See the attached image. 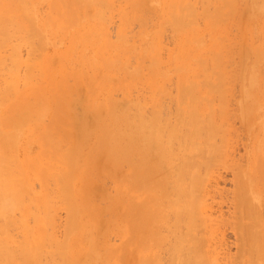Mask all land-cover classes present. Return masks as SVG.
<instances>
[{
    "label": "bare ground",
    "instance_id": "obj_1",
    "mask_svg": "<svg viewBox=\"0 0 264 264\" xmlns=\"http://www.w3.org/2000/svg\"><path fill=\"white\" fill-rule=\"evenodd\" d=\"M38 1L0 0V50L10 52L0 55V264H157L162 250L171 264L263 260L258 196L264 193V147L253 127L264 112V0H120L117 5L115 0H48L52 9L40 26L32 19ZM112 11L119 19L113 39L102 23L109 25ZM134 23L138 31L132 33ZM149 24L155 29L144 50L136 40L147 38ZM81 25L86 27L81 44L93 41L95 52L83 62L87 72L80 65L85 78L68 68V50L55 56L44 51L46 28ZM231 27L239 36L232 43L235 35L230 36L228 43ZM167 29L173 51L161 42ZM23 46L28 54L24 59ZM55 60L61 62L58 67ZM229 62L234 69L229 67L228 73ZM171 81L175 95L166 86ZM234 81L241 92L239 118L254 143L249 169H241L244 164L232 171L235 190L230 201L236 221L228 224L235 232L237 253L220 262L216 245H210L219 223L207 213L205 199L213 168L220 163L228 167L222 164L227 139L223 106L229 105L226 96ZM101 89L105 95L99 102ZM141 89H147L149 98L138 96ZM118 91L122 100L115 97ZM213 96L221 102L225 97L224 105L212 102ZM46 114L51 116L47 123ZM260 125L264 130V120ZM32 141L40 148L33 158L27 149ZM100 177L103 183H114L110 203L105 200L110 191L102 183V188L96 185L99 193L95 186L88 192V182ZM33 180L40 183L39 192L32 193ZM89 193L104 197L100 205L104 200L110 205L101 209ZM119 207L124 213L117 214L123 217H113ZM56 208L67 211L61 240L46 227L55 225ZM27 216L33 218L32 225ZM106 216L111 220H103ZM109 222L122 239L117 250L109 242L111 248L103 249L107 239L96 237ZM12 229L22 233L18 239L14 235L17 240Z\"/></svg>",
    "mask_w": 264,
    "mask_h": 264
},
{
    "label": "rangeland",
    "instance_id": "obj_2",
    "mask_svg": "<svg viewBox=\"0 0 264 264\" xmlns=\"http://www.w3.org/2000/svg\"><path fill=\"white\" fill-rule=\"evenodd\" d=\"M117 3H116V5L119 3V1L120 0H115ZM115 1H114V3H115ZM150 5H152V3H149ZM115 5V4H114ZM116 5H115V8H116ZM241 5L242 6H244V5H246V3H241ZM246 7V6H245ZM50 9H52V6L48 3V0H40V1H38L36 4H35V6H34V8H33V11H32V13H33V15H32V19H33V22L36 24V25H41L42 23H43V17H45L46 16V14L50 11ZM112 13H113V16H111V18H110V23H109V25H107L106 24V22L108 23V21H102V23L103 22H105V23H103V24H105V26H106V28H107V30H106V28H105V30H106V34H107V31H108V33H109V35L111 36V38L113 39V38H115V35H116V30H117V28H118V26H119V19H118V16H116L117 15V13H115V11H112ZM116 15H115V14ZM49 14H47V16H48ZM84 17H86L87 19H89L90 21H91V23H92V17L91 16H89L88 17V15H87V13H86V15L84 14ZM83 17V18H84ZM82 19V18H81ZM106 19V18H105ZM158 20V19H157ZM45 21V20H44ZM134 25L135 26H133V24H132V26L130 27V31H132L133 30V32L132 33H134V32H137L138 31V27H137V25H136V23H134ZM157 25H158V21L156 22V28H157ZM104 25H103V28L105 27ZM100 27V26H99ZM84 27L81 25L80 27H78V28H74V27H67V26H65L64 28H62V29H60V28H46V30L44 31V38H45V45H44V51L47 53V54H51L52 56L54 55H56L58 52L59 53H65V50H68L69 51V53L67 54L68 56H67V66H68V68L69 69H72V70H75V71H78V72H80L81 71V73H82V70H81V67H83V71H84V68L86 67V68H88L86 65L85 66H83L84 65V63H86V62H84V61H87L88 59H93V57L95 56V52L93 51L94 50V47L93 46H91L92 44H91V42H93V41H91V40H89L90 41V44L88 45V43H86V44H84V45H82L81 43V37H82V33H83V30H85V28L83 29ZM233 28L234 29H237L236 27H234L233 26ZM232 27L231 28H229V35H227V41H228V43H229V40H230V42L232 43L233 41H234V39L236 40V38H237V35L239 36V33H237L239 30H237V32L233 29ZM154 26H153V24L152 25H148V30H147V38L146 39H144V40H136V44H138L142 49L144 48V50H147L148 49V45H150V42H151V40L149 41V39H150V36H151V34H152V32L154 31ZM232 29V30H231ZM135 30V31H134ZM76 31H79V33L77 32V34L75 33ZM100 31H103V29H101L100 28ZM231 31V32H230ZM236 32V33H234V32ZM164 32H166V31H164ZM163 32V33H164ZM169 34V35H168ZM232 34V35H231ZM233 35H235V37H232ZM170 33H169V30L167 29V32L166 33H164V35L162 34V38H161V42L163 43V45H165L167 48H169L170 50H174L175 49V44H173V41H171L172 39H170ZM230 36L233 38V40L231 41V39H229L230 38ZM104 37H101V38H99V41H102V39H103ZM151 39H152V36H151ZM229 39V40H228ZM104 40V39H103ZM238 40V39H237ZM236 42V41H235ZM149 43V44H148ZM230 43V44H231ZM255 43H256V41H255ZM229 44V45H230ZM235 45H236V43H235ZM235 45H234V43H233V45L231 44L230 45V47H235ZM1 48V47H0ZM3 49L5 48V47H2ZM8 47L6 46V49H7ZM25 48H27L26 46H25ZM24 48V46L23 47H20V52H21V56H22V58L24 57V58H27V56H28V54H27V52H26V50L27 49H25ZM236 48V47H235ZM9 50V48L6 50V51H8ZM5 51V49L4 50H0V52H2V53H0V55H1V57L3 56V55H5L7 52ZM3 52H6V53H3ZM162 54H164L165 55V52L162 50ZM8 53H10L9 51H8ZM3 54V55H2ZM6 55H8V54H6ZM94 55V56H93ZM5 58V57H4ZM8 57H6L5 58V60L7 59ZM23 58V59H24ZM56 59H57V57H56ZM8 60V59H7ZM232 61H237V59H231ZM89 61V60H88ZM147 61H148V59L146 58V63H147ZM231 61V62H232ZM84 62V63H83ZM144 62H145V58H144ZM7 63V65L6 66H8V64L10 63L9 61L8 62H6ZM5 63V64H6ZM53 63H56L55 65L57 66L58 65V63H61L60 61L59 62H57L56 60L53 62ZM88 63V62H87ZM86 63V64H87ZM149 63V62H148ZM237 63V62H236ZM236 63H231V65L233 64V65H235L236 66ZM82 64V66L80 67V65ZM238 64V63H237ZM64 66L65 65V67H66V64H61V66ZM227 65H228V63H227ZM226 65V68H225V70H226V72H230L229 70H230V62H229V65L227 66ZM22 66V68H23V65H21ZM20 66V67H21ZM60 66V65H59ZM60 66V67H61ZM58 67V66H57ZM230 67V68H229ZM22 68H19V70H20V72L23 70ZM61 68H63V67H61ZM61 68H58V69H61ZM231 69H234V67L232 66V68ZM89 70V69H88ZM85 71L87 72V69H85ZM84 71V72H85ZM90 71V70H89ZM83 72V73H84ZM91 72V71H90ZM83 73H82V75H83ZM85 74V73H84ZM87 74V73H86ZM85 74V75H86ZM90 74V73H89ZM69 77V76H68ZM67 77V78H68ZM83 77H84V75H83ZM86 77V76H85ZM84 77V78H85ZM68 79H70V77L68 78ZM173 79H175V78H173ZM47 79H43V81L45 82ZM173 82H174V85H175V81L173 80ZM173 82L171 81V83H169V84H166V86H168V91L170 90V92L172 93V94H176V87L173 85ZM237 81H234V83H232L231 85H230V87L232 86L233 87V84H234V87L233 88H231V89H229V90H231L230 92H229V94H227V96H226V101H228L229 102V105H226L227 106V108H226V106L223 104L224 102H225V97H224V99H222V102H221V100L219 99V100H216L217 99V97L215 98V100H213L214 99V97L215 96H213L212 98H210V99H212V102L213 101H220L219 103L220 104H223L224 106H223V112L224 111H226V113H227V115H226V123H225V127H226V131H225V134L227 135H225L226 137H227V139L225 140L226 141V143H225V141L223 142V144L225 143V145H226V147H224V154L223 155H225V156H223L222 155V157H223V159H224V161H223V159H222V161H223V163L222 164H226V163H228V164H226V166H228V167H222V165H221V163L220 164H218V165H216L214 168H213V171H212V173H211V175H210V179H209V186H210V191H209V194L206 196V201H207V204H208V208H207V213L210 215V217H211V219H213L212 221L213 222H215V223H219V225H217V226H219V227H217V229L215 228L214 230H213V233H212V235H210L211 237V239H210V245L211 246H213L214 247V245H216V257H218V259L220 260V262H222V258H224L226 255L228 256V257H232V256H234V255H236V253H237V244L236 243H234V241H236V239H235V232H234V230L229 226V224L228 223H231L232 222V220H233V223L236 221L234 218H233V207H232V202L233 201H230V200H233V197H231V195H232V193H233V189L235 190V188H233V187H235L234 185V181H235V179H234V174H235V172L233 171V170H235V168L237 169L238 168V166H243L244 164V166L241 168V169H249V166H250V164H248V160H249V163H250V157H249V155H250V153H251V146H252V144L254 143V141H253V139H252V137H250V135H249V133H248V131L246 130V128H245V126H244V121H243V119H241V118H239L240 117V111L238 110L239 109V102H240V97H241V92H240V90L239 89H237V88H240L239 86H238V84L237 83H239V82H237ZM236 83V84H235ZM67 84H69L68 82H66L64 85H67ZM235 85L236 86H238V87H236V89L237 90H239L238 92H237V90L235 89ZM174 87H175V89H174ZM232 89H235V90H233V92H232ZM235 91V92H234ZM133 92H135V90L133 91ZM239 92H240V94H239ZM103 94V95H105V91H103L102 89L99 91V94H98V96H97V101H101V99L103 100V98H104V96L103 97H101V95ZM238 96H237V95ZM100 95V96H99ZM141 95V96H140ZM229 95V96H228ZM239 95H240V97H239ZM119 96V98H117ZM138 96L139 97H141L142 99H146V98H149V93H148V91H147V89H141L140 91H139V94H138ZM235 96L236 97H238V98H235ZM115 97H116V99H118V100H122L123 98H122V95H121V93L118 91V92H116V94H115ZM229 98H231V99H229ZM233 98V99H232ZM234 99H235V102H236V104L238 105L237 107H235L236 106V104H235V102H233L234 101ZM239 99V100H238ZM63 100L64 101H67L66 100V98L64 97L63 98ZM223 100H224V102H223ZM230 100H232V101H230ZM99 101V102H100ZM167 102V104H168V101H166ZM211 102V103H212ZM215 102L214 103H212L211 105L212 106H214V104H215ZM228 102H227V104H228ZM147 103L148 104H150V101H147ZM164 104V106H165V103H163ZM170 104H171V102H170ZM170 104H168V106H170ZM218 104V103H217ZM235 104V105H234ZM173 107H174V105H173V103L171 104ZM234 105V106H233ZM230 106V107H229ZM171 107V106H170ZM173 107H172V109L170 108V112H169V114L171 115V116H173L172 115V111H173ZM235 108V109H234ZM238 108V109H237ZM239 111V114H238V112L236 113L238 116H237V119H236V117H235V115L236 114H233L232 112H234L235 113V111ZM234 115V116H233ZM45 119V121H46V123H47V121L49 122V120L51 119V116L49 115V114H46L45 115V117H44ZM263 120H264V112H260L258 115H257V117H256V119H255V125H254V130H253V134L255 135L256 134V137H257V143L260 145V146H262V147H264V130L262 129V127H261V125H260V123H262L263 122ZM259 128V129H258ZM227 132V133H226ZM26 133H28V132H26ZM235 134V135H234ZM224 136V137H225ZM234 136V137H233ZM23 139V140H22ZM23 141H24V136H22V138H21V140H20V144H22L23 143ZM216 141H218V139H216ZM222 147V146H221ZM27 149H28V153L31 155V158H33L32 157V155L34 154V156H35V154H39V150H40V148H39V144H38V142H34V141H32L31 142V144H29L28 146H27ZM223 149V148H222ZM250 152V153H249ZM18 154L20 155L21 153H20V150L18 151ZM231 156V157H230ZM226 158V159H225ZM229 158V159H228ZM231 158V159H230ZM229 160V161H228ZM233 160V161H232ZM235 160V161H234ZM233 162V163H230V162ZM221 162V161H220ZM225 162V163H224ZM235 162V163H234ZM240 162V163H239ZM232 164H233V166H232ZM239 164V165H238ZM247 165V166H246ZM231 167V168H230ZM234 172V174H233V172ZM236 171V170H235ZM109 179H111V178H109ZM105 180V178H102V177H100V178H98V179H95V180H90L89 182H88V185H90V188H89V191L88 192H91L90 190H91V187H93V189H95V187H96V185H98L97 187H101L102 188V186L101 185H99L100 183H102V185H104V187L103 188H106L107 189V191H110V192H112V193H110V192H107V193H109V194H107L106 193V195H107V197H108V195H109V199H107V197H106V195H104L105 194V192H106V189H101V190H103L102 192L104 193H102L101 191H100V193L101 194H103L105 197H106V199L105 200H111V199H113L112 198V196L111 195H115V188L113 187L114 186V183L112 184V182L110 183V180H108V179H106V181L103 183V181ZM111 180H113V179H111ZM38 182L37 180H33V183L34 182ZM114 182V181H113ZM234 182V183H233ZM32 183V182H31ZM110 183V184H109ZM77 180L76 181H74V187L76 186L77 187ZM50 185H52L51 184V182H50ZM32 186V185H31ZM37 186H38V188H37ZM95 186V187H94ZM208 186V187H209ZM32 187H36V190H34L35 188H32ZM31 187V190H32V193L33 192H39L40 191V183H34V186H32ZM96 187V188H97ZM97 190H98V192L97 193H99V190H100V188L98 189L97 188ZM89 194H91V193H89ZM93 194V193H92ZM91 194V195H92ZM234 194V193H233ZM97 194H95L94 193V198L95 197H97L96 196ZM103 195H102V197H103ZM261 195H262V197H261ZM91 196V197H92ZM98 196H99V194H98ZM233 196V195H232ZM92 197V198H93ZM259 197V198H258ZM257 198H258V200H260L259 201V205H261L260 206V210L262 211H260V218H259V221H262L261 223H260V225H263V227H264V193H261L260 194V196H258ZM93 198V199H94ZM98 198V197H97ZM263 198V199H262ZM100 199H101V201H103V199H104V197H103V199L100 197ZM99 198L97 199L98 200V202H97V200H95L94 202H96L97 204V206H99L100 204H99V200H100ZM104 200V203H103V205H100L101 206V209H102V207L103 206H107V205H110V204H105V201ZM263 200V201H262ZM260 202L262 203V204H260ZM102 203V202H101ZM109 203H110V201H109ZM58 205V204H57ZM56 205V206H57ZM64 204L62 203V204H59V206H63ZM59 206H57V208L59 207ZM55 209V210H53V211H55L54 212V214H53V211L51 212L50 211V215L52 216V214H53V216H54V220H52V221H54L55 222V225H48V226H46L47 227V230L48 231H51V233L53 234V236L56 238V239H60L61 240V238H63L64 239V237L66 236V234H65V232H66V229H65V231L63 232L62 231V229H63V227H65V225H66V223H65V219H66V213H67V211H66V209H65V211H64V209ZM63 208V207H62ZM65 208V207H64ZM120 209H119V211H115L114 212V216L113 217H119L120 215H122L121 217H123V213H124V211H122V208L123 207H119ZM118 209V208H117ZM117 209H115V210H117ZM106 210V209H105ZM124 210V209H123ZM102 211H104V210H102ZM107 212H109L110 213V210H106ZM106 211H104V212H106ZM120 211H122L121 212V214L119 215V214H117L118 212L120 213ZM18 213V212H17ZM17 213L15 214V215H17ZM52 213V214H51ZM103 213V212H102ZM19 215V214H18ZM103 216H104V214H102ZM101 215V212H99L98 213V216H102ZM105 215H107V216H109L108 215V213L106 214L105 213ZM117 215V216H116ZM51 216H48L49 218H51V219H53ZM106 216V219H103V217H102V219L103 220H111V217L109 218V217H107ZM235 216V215H234ZM27 217H30V216H27ZM47 217V218H48ZM228 217V218H227ZM232 217V218H231ZM263 217V218H262ZM105 218V217H104ZM220 218H221V220H220ZM51 219H49V220H51ZM119 219V218H118ZM222 219H224V221L222 220ZM225 219H226V221H225ZM26 220L29 222L28 224H31V222L33 223L34 222V220H33V218L32 217H30V218H26ZM67 220V219H66ZM235 220V221H234ZM51 221V222H52ZM223 221V222H222ZM53 222V223H54ZM225 222V223H224ZM226 222H227V225H226ZM121 222H116V224H119L120 226H122V223L120 224ZM65 224V225H64ZM108 224V225H107ZM109 224H111V226L112 227H110V225ZM114 226H113V225ZM32 225V224H31ZM50 226V227H49ZM55 226V227H54ZM108 226H109V228H108ZM108 229H107V228ZM115 227V228H114ZM261 228V232H264V230L262 229V226H260ZM106 228V229H105ZM111 228H113V229H111ZM55 229V230H54ZM104 229V230H103ZM115 229V230H114ZM16 230V231H15ZM101 230V229H100ZM99 230V233H98V235H100V236H96V237H101V240H102V242L103 241H105L106 242V239H107V243H106V247L104 246V248L103 249H105V248H109L110 246H109V243L111 244V246L113 247V249L116 247V250L118 249V247L120 246V243H121V241H122V239H121V237L118 235L119 234V230L117 231L116 230V226H115V223H113V222H109V223H106V226L105 227H103L102 228V230L100 231ZM110 230H114V231H110ZM64 234H63V233ZM74 232H76L75 230H74ZM103 232V233H102ZM13 233V234H12ZM18 233H21V232H19V230L18 229H12L11 230V235L13 236V238H14V235L16 234V238L18 239L20 236H21V234H18ZM105 233V235H101V234H104ZM115 233V234H114ZM163 233H165L164 231H163ZM58 234V235H57ZM108 234H110V237H107V235ZM114 234V235H113ZM62 235V236H61ZM64 235V236H63ZM118 235V236H117ZM19 236V237H18ZM104 236V237H103ZM109 236V235H108ZM105 237H107V238H105ZM16 238H14V239H16ZM16 239V240H17ZM100 241V240H99ZM102 242H100L99 244H101ZM109 242V243H108ZM212 242V243H211ZM264 242V241H263ZM262 242V245L264 246V243ZM218 244V245H217ZM219 244H221V245H219ZM109 246V247H108ZM262 247V246H261ZM111 248V247H110ZM164 249H165V247H164ZM262 249H264V247L263 248H261V250ZM115 250V252H118V251H116ZM103 252H104V250H102ZM164 251H166V250H162V252H160V253H163V254H160L159 255V258H158V260L156 261V263L157 264H171V261H169V259H171V258H169V256H168V253H166V252H164ZM264 251V250H263ZM263 251H261L260 253L262 254V257L264 256L263 254H264V252ZM103 252H99V255L101 256V254L103 255ZM113 252H114V250H113ZM114 252V253H115ZM164 255V256H163ZM261 256V255H260ZM102 257V256H101ZM253 259V258H252ZM260 259H262V258H260ZM258 260L259 262H257V261H255V263L254 264H256V262H257V264H264V257H263V260ZM261 261V262H260ZM100 263V262H99ZM252 263V260H251V262H250V264ZM101 264V263H100ZM103 264H110L109 262H106V263H103Z\"/></svg>",
    "mask_w": 264,
    "mask_h": 264
}]
</instances>
